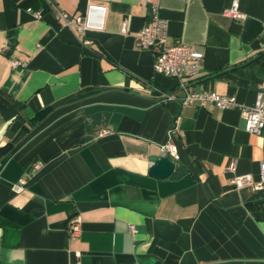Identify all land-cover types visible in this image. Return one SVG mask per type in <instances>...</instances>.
Masks as SVG:
<instances>
[{"label":"crops","instance_id":"1","mask_svg":"<svg viewBox=\"0 0 264 264\" xmlns=\"http://www.w3.org/2000/svg\"><path fill=\"white\" fill-rule=\"evenodd\" d=\"M231 1L0 0V264H264V190L233 188L227 170L235 160L258 179L264 130L246 132L236 108L161 100L179 82L134 41L157 6L169 43L203 52L188 89L250 106L264 88V0H240V21ZM89 3L106 12L84 48L55 13ZM169 141L173 172L152 177Z\"/></svg>","mask_w":264,"mask_h":264},{"label":"built area","instance_id":"2","mask_svg":"<svg viewBox=\"0 0 264 264\" xmlns=\"http://www.w3.org/2000/svg\"><path fill=\"white\" fill-rule=\"evenodd\" d=\"M240 0H232L230 7L225 14L233 20H243L244 13L239 9ZM150 3L151 0H145ZM30 11V10H28ZM106 7L101 4L89 3L83 13L69 15L62 11L55 13V18L68 29H71L81 47L87 48L91 41L86 37L89 31H101L103 28V17ZM152 17L135 35V46L139 49L152 50L154 53L153 71L165 77L177 79L179 89L177 92H159L161 100H176L182 104L197 103L203 108L230 109L236 108L243 120L244 130L250 134L259 135L264 130V88L257 90L254 103L250 106H240L234 96L221 95L214 91L189 90V83L198 75L203 60V52L192 46L183 44L179 39L173 43L168 41V31L166 20L157 15V6L151 4ZM34 17L39 18L40 14L35 12ZM127 30V21L121 22V33ZM13 66L23 65L24 62L13 61ZM160 157H167L172 162L178 160L176 145L169 141L160 150ZM236 162L231 160L227 165V170L232 173L230 184L235 189L245 186L253 190H264V160L259 163L258 179L254 180L251 174H236ZM26 181L23 178L18 180L14 186L15 191L23 188ZM67 230L69 236H76L80 232V219L74 216L68 220Z\"/></svg>","mask_w":264,"mask_h":264},{"label":"water","instance_id":"3","mask_svg":"<svg viewBox=\"0 0 264 264\" xmlns=\"http://www.w3.org/2000/svg\"><path fill=\"white\" fill-rule=\"evenodd\" d=\"M149 175L155 178L163 179L170 176L174 169V163L167 157H152Z\"/></svg>","mask_w":264,"mask_h":264},{"label":"trees","instance_id":"4","mask_svg":"<svg viewBox=\"0 0 264 264\" xmlns=\"http://www.w3.org/2000/svg\"><path fill=\"white\" fill-rule=\"evenodd\" d=\"M39 114H40V115H39ZM39 114H38V116H42V114H43V111H42V112H40Z\"/></svg>","mask_w":264,"mask_h":264}]
</instances>
